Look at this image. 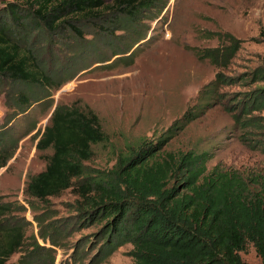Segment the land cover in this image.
Here are the masks:
<instances>
[{"label": "rangeland", "instance_id": "obj_1", "mask_svg": "<svg viewBox=\"0 0 264 264\" xmlns=\"http://www.w3.org/2000/svg\"><path fill=\"white\" fill-rule=\"evenodd\" d=\"M26 1L0 0V7L6 2L27 6ZM103 10V18L80 21L84 39L54 34L45 38L53 42L46 49L44 32L32 33H39L33 48L44 62L55 61L66 70L62 76H72L49 90L50 96L43 97L44 91L35 87L0 81V146H8L5 153L11 154L0 167V208L6 212L0 218L17 221L26 237L11 261L36 241L39 264L134 263L129 243L109 254L100 252L103 224L83 219V198L75 187L43 201L25 193L30 176L44 170L51 154L50 149L37 150L36 143L56 105L97 116L106 139L92 146L85 162L89 169L108 170L118 155L142 140L162 138V151L209 150L213 156L208 169L218 164L246 179L253 177L257 182L250 181L252 190H259L264 179V109L240 111L250 94L264 85L253 80L254 71L264 67V0H155L151 11L139 13L136 31L125 32L101 29L102 22L117 16ZM228 34L239 41L228 66L198 57L197 52L225 44ZM217 73L233 80L219 84L201 101V89ZM23 92L31 95L32 106L16 113L23 106L17 98ZM35 96L42 100L36 102ZM187 111L192 117L188 123L183 118ZM258 119L260 125H253ZM240 255L247 264H260L252 244Z\"/></svg>", "mask_w": 264, "mask_h": 264}, {"label": "trees", "instance_id": "obj_2", "mask_svg": "<svg viewBox=\"0 0 264 264\" xmlns=\"http://www.w3.org/2000/svg\"><path fill=\"white\" fill-rule=\"evenodd\" d=\"M26 2L27 6L6 2L0 7V81L35 87L37 92L44 91L45 98L50 96L49 90L57 89L72 76H62L61 71L66 74V70L55 61L44 62L33 48L39 34L31 37L33 32H44L43 42L54 34H74L84 39L80 21L103 18L107 15L104 8L117 16L102 22L101 29L136 31L133 29L139 13L151 11L155 4V0H113L110 5L106 0ZM227 36L225 44L197 52L198 57L208 58L217 67L228 66L239 41ZM44 44L48 49L53 42L45 39ZM232 80L217 73L201 89V101L210 98L219 84ZM253 80L264 81V67L254 71ZM29 96L18 94L24 107L18 106L16 113L29 111ZM39 96H35L36 102L42 100ZM243 105L240 111L263 110L264 85L256 88ZM188 113L183 115L186 123L192 120ZM238 117L234 115L236 121ZM38 135L36 149H50L51 154L44 170L30 176L25 193L43 201L75 187L83 198L79 206L83 219L89 224H103L101 253L109 254L129 243L133 264H247L240 252L252 244L260 264H264V179L259 190H252L250 183L257 182L253 177L246 179L218 164L208 169L213 156L209 150L162 151V138L142 140L118 155L108 170L89 169L85 162L92 156V146L104 141L106 134L94 113L77 107L56 105ZM7 148L0 146V167L11 155L5 153ZM4 210L1 216L6 214ZM25 244L24 228L17 221L1 217L0 264H39L40 246L36 241L29 243L16 261L10 260Z\"/></svg>", "mask_w": 264, "mask_h": 264}]
</instances>
